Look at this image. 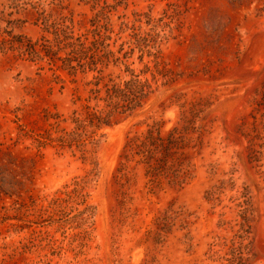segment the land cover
I'll return each mask as SVG.
<instances>
[{
    "label": "rangeland",
    "instance_id": "1",
    "mask_svg": "<svg viewBox=\"0 0 264 264\" xmlns=\"http://www.w3.org/2000/svg\"><path fill=\"white\" fill-rule=\"evenodd\" d=\"M95 12L112 50L153 46L127 62L156 81L140 75L152 92L124 120L60 143L91 73L22 44ZM152 125L162 143L140 145ZM0 264H264V0H0Z\"/></svg>",
    "mask_w": 264,
    "mask_h": 264
},
{
    "label": "trees",
    "instance_id": "2",
    "mask_svg": "<svg viewBox=\"0 0 264 264\" xmlns=\"http://www.w3.org/2000/svg\"><path fill=\"white\" fill-rule=\"evenodd\" d=\"M90 1L85 0V3ZM47 24H43V31L50 33L51 38L43 34L34 41L28 38L26 43L22 44V52H25L30 60L45 59L52 65V70H62L73 77L91 73V77L84 82L86 94L77 95L74 100L79 102V108L72 110L71 121L74 125L69 131H64L65 135L57 138L60 143L65 141L67 135L70 138L76 134L78 140L81 136L87 135L90 127L112 125L124 120L140 107L152 92L150 79L140 78L141 74L150 71L148 65L144 63L145 68L135 72L129 67L133 61L127 62L135 49L139 52L137 55L139 62H143L145 53L156 56L155 52L149 50L153 46L148 45L144 37H136L134 40L135 33H132L129 39L121 40L116 49L112 50V45H115L117 38L120 37H112L113 30L110 27L109 16L105 12L92 14L88 18V25L81 20L75 21L71 13ZM122 27L120 25L118 32ZM125 45L127 48H124ZM153 60L155 65L159 63L157 59ZM120 64L123 66L122 70L128 73L127 78H121L120 74L114 75L113 69L120 68ZM150 72L151 80L156 81L155 73ZM156 72L158 73V69ZM78 130L82 131L78 133ZM153 130L152 125L142 134L140 145L146 146L147 138L151 140L156 138L162 143L159 129H156V135H153L155 133ZM74 140L69 139L66 143L70 145Z\"/></svg>",
    "mask_w": 264,
    "mask_h": 264
}]
</instances>
